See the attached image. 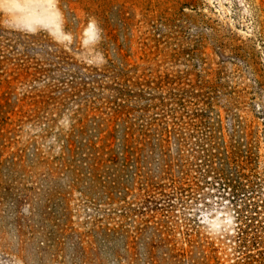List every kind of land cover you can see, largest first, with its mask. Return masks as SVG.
<instances>
[{"label": "rangeland", "instance_id": "obj_1", "mask_svg": "<svg viewBox=\"0 0 264 264\" xmlns=\"http://www.w3.org/2000/svg\"><path fill=\"white\" fill-rule=\"evenodd\" d=\"M259 34L264 0H0V264H30L28 246L17 251L15 213L37 229L43 214L56 220L67 208L84 233L100 216L84 161L65 170L59 158L68 114L93 95L112 101L113 80L150 93L168 128L196 122L208 104L225 124L240 118L258 131L264 155ZM85 73L101 75L90 93ZM113 170L105 164L102 181ZM215 195L203 191L194 219L203 236L226 241L233 214ZM62 256L54 264H70L68 249Z\"/></svg>", "mask_w": 264, "mask_h": 264}, {"label": "trees", "instance_id": "obj_2", "mask_svg": "<svg viewBox=\"0 0 264 264\" xmlns=\"http://www.w3.org/2000/svg\"><path fill=\"white\" fill-rule=\"evenodd\" d=\"M259 40L264 49L260 34ZM94 76L101 75L84 74L92 80L84 84L86 92L94 88ZM100 85L107 90V83ZM109 89L112 101L93 95L68 114L71 128L59 158L65 170L84 161L93 185L87 191L98 195L90 202L102 220L90 221L84 233L66 220V208L56 220L43 214L34 229L15 213L17 251L26 244L30 264H54L65 249L70 264H264L258 131L235 116L225 124L209 104L196 122L168 128L150 93L134 95L122 80ZM89 122L94 139L85 131ZM107 163L114 172L102 181L99 171ZM204 190L230 205L235 228L226 241L198 230L193 206Z\"/></svg>", "mask_w": 264, "mask_h": 264}]
</instances>
